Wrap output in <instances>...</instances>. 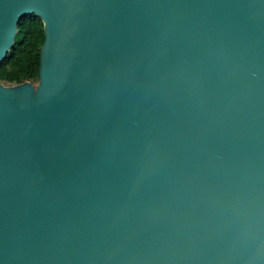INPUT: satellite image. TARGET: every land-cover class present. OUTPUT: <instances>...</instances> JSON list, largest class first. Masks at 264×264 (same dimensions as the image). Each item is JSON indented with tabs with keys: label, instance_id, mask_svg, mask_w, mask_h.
Returning a JSON list of instances; mask_svg holds the SVG:
<instances>
[{
	"label": "water",
	"instance_id": "obj_1",
	"mask_svg": "<svg viewBox=\"0 0 264 264\" xmlns=\"http://www.w3.org/2000/svg\"><path fill=\"white\" fill-rule=\"evenodd\" d=\"M0 264H264V0H0Z\"/></svg>",
	"mask_w": 264,
	"mask_h": 264
},
{
	"label": "trees",
	"instance_id": "obj_2",
	"mask_svg": "<svg viewBox=\"0 0 264 264\" xmlns=\"http://www.w3.org/2000/svg\"><path fill=\"white\" fill-rule=\"evenodd\" d=\"M45 40L44 22L36 14H25L19 20L15 43L0 63V81L18 84L40 79L41 48Z\"/></svg>",
	"mask_w": 264,
	"mask_h": 264
},
{
	"label": "rangeland",
	"instance_id": "obj_3",
	"mask_svg": "<svg viewBox=\"0 0 264 264\" xmlns=\"http://www.w3.org/2000/svg\"><path fill=\"white\" fill-rule=\"evenodd\" d=\"M35 84H38V82L36 81V82H34Z\"/></svg>",
	"mask_w": 264,
	"mask_h": 264
}]
</instances>
